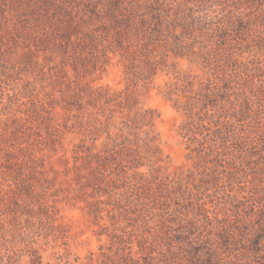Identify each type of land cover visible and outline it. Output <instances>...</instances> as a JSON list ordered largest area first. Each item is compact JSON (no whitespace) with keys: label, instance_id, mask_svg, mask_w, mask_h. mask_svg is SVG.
<instances>
[{"label":"rangeland","instance_id":"obj_1","mask_svg":"<svg viewBox=\"0 0 264 264\" xmlns=\"http://www.w3.org/2000/svg\"><path fill=\"white\" fill-rule=\"evenodd\" d=\"M0 264H264V0H0Z\"/></svg>","mask_w":264,"mask_h":264}]
</instances>
